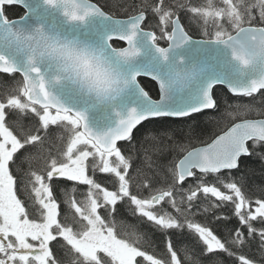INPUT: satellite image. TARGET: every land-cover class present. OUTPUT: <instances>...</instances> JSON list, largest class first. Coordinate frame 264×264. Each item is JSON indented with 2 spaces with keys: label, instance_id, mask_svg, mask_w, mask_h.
<instances>
[{
  "label": "snow or ice",
  "instance_id": "snow-or-ice-1",
  "mask_svg": "<svg viewBox=\"0 0 264 264\" xmlns=\"http://www.w3.org/2000/svg\"><path fill=\"white\" fill-rule=\"evenodd\" d=\"M15 5L26 11L10 19L6 6ZM87 9L89 17L109 25L102 50L127 89L135 87L142 106L126 116L117 112L115 127L95 132L85 111L66 106L50 91L40 66L0 42V74L22 78L0 99V264H65L66 258L70 264H205V259L213 264L218 253L233 264H256L245 249L258 239L264 256V197L247 195L243 176L233 172H239L242 158L264 160V119L247 118L264 115V109L229 105L220 115L228 121L226 130L202 147H186L165 131L172 143L157 151L170 152L171 159L157 160L150 171L133 168L132 133L144 121L216 111L225 90L237 100L256 101L259 94L264 103V0H207L200 6L158 0L151 7L158 18L154 26L143 10L121 19L91 0ZM27 15L25 0H0V35L16 26L27 29ZM138 43L153 51L154 71L131 68L141 54ZM141 77L158 84L159 99L141 86ZM173 95L178 103L167 102ZM55 129L67 134L63 150L53 154L49 148L42 167L33 168ZM149 137L160 138L154 132L145 134ZM120 141L127 143L118 146ZM121 208L160 234L162 255L135 226L118 232L126 223L119 219ZM224 208L230 215L215 214ZM209 213L213 222L236 219L227 239L212 229ZM184 237L195 247L179 245Z\"/></svg>",
  "mask_w": 264,
  "mask_h": 264
},
{
  "label": "trees",
  "instance_id": "trees-1",
  "mask_svg": "<svg viewBox=\"0 0 264 264\" xmlns=\"http://www.w3.org/2000/svg\"><path fill=\"white\" fill-rule=\"evenodd\" d=\"M91 2L98 5L106 13L115 16L116 18H126L128 15L137 14L139 11H145L146 21L148 25L154 26L157 22V17H155L151 12V7L158 2V0H91ZM166 4H171L175 6L176 3H187L190 5H204L207 0H165ZM215 3L219 4V0H214ZM24 14V11L17 6L6 7V15L10 19H17ZM180 16L182 23L186 26L189 24L188 17L185 16L184 11H180ZM192 34L198 35V29L196 25H192ZM163 45V42H161ZM121 46H124L121 43ZM22 79L16 74L14 77H8L7 75L0 74V99L6 97L10 94L17 86V82ZM141 86L145 88L146 91L153 97V99L158 98V90L156 85L147 79H139ZM226 100V104L223 102ZM255 104L256 108L264 109V103L259 102V94H257L256 101L252 98H241L237 100L235 97L227 93L222 94L221 106L216 111H205L203 114H195L193 118H182V119H153L151 121H145L139 125L133 132V145L135 146L132 153L133 156V168H143L145 171H150L151 167L155 166V162L159 160L160 162L166 163L171 159V153L165 152L164 155H160L157 151L158 149L164 148L167 144H171L172 140L164 137L162 133L165 131L170 132L174 139L186 147H200L206 145V143L211 142L216 135H220L226 130L228 126V121L220 119L221 113L229 105L235 106L239 104ZM231 111L232 108H229ZM247 118L250 119H262L264 115H257L255 112L250 114ZM11 119V118H10ZM25 124L29 123V120H24ZM147 132L157 133L160 137L159 139L153 140L151 137L145 138ZM63 136V139L60 138ZM67 139V134L63 132V129H55L53 135L45 140L43 146V151L37 153V158L33 162V168L42 167L43 156L47 154V150L51 148L53 154H58L63 150ZM127 142L120 143L118 146H124ZM261 151H264L262 149ZM236 177L243 176L244 191L247 195L253 199L264 197V160L259 156H250L247 158H242V163L240 165L239 172H233ZM212 177H209L211 180ZM191 182V180L189 181ZM86 190V188H83ZM78 198H81L78 196ZM216 215H230L227 208L218 209L215 213ZM119 219L126 222L118 225V232L123 234L124 232H132L133 227L135 230L141 233H146V239L150 240L152 244L156 246L157 255H162L163 245L161 244L160 234L157 233L148 224L137 222V217L133 216L129 211L121 208ZM203 221L204 217H198ZM210 226L216 232V234L222 239L228 238L229 229L235 228L237 226V221L232 218L227 223H222L219 221L213 222V214L209 213L207 216ZM258 226V225H257ZM177 243L181 246L187 245L190 248L195 247V242L188 237L181 238ZM150 251L152 249H149ZM198 251V249H197ZM247 255L253 259L256 264H264V256L261 255V249L259 247L258 239L253 241L250 246L245 249ZM65 264H70V258L65 259ZM205 264H208L207 259H205ZM213 264H233L232 258L228 257L224 253H218Z\"/></svg>",
  "mask_w": 264,
  "mask_h": 264
},
{
  "label": "clouds",
  "instance_id": "clouds-1",
  "mask_svg": "<svg viewBox=\"0 0 264 264\" xmlns=\"http://www.w3.org/2000/svg\"><path fill=\"white\" fill-rule=\"evenodd\" d=\"M89 0H51L48 5L60 12L67 23L86 26ZM0 42L18 49L30 64L47 66L44 79L49 89L66 85L97 105L112 104L127 90V84L105 52L79 38H67L42 25L31 29L13 28L0 35ZM50 77V78H49ZM51 91V90H50Z\"/></svg>",
  "mask_w": 264,
  "mask_h": 264
},
{
  "label": "water",
  "instance_id": "water-1",
  "mask_svg": "<svg viewBox=\"0 0 264 264\" xmlns=\"http://www.w3.org/2000/svg\"><path fill=\"white\" fill-rule=\"evenodd\" d=\"M25 2L27 4L28 11V15L26 17L27 29H31L37 25H42L46 30L52 31L54 33L58 32L64 37H76L92 44L95 47L101 49L106 48L107 37L110 34V27L105 23L103 18L95 16L89 17L86 26L81 27L78 23H67L65 18L60 14V12L45 4L44 0H25ZM15 6L20 7L25 13L26 9H24L22 6ZM137 46L141 48V54L131 62V68L133 70L139 71H154L156 69L157 60L155 59L154 53L151 48L146 44L142 43H138ZM41 70L43 73L48 72L47 66H43ZM139 79L150 80V78L147 77L138 78V81ZM151 82L156 85L158 90V84L155 81ZM50 90L66 106L77 110L85 111L88 126L93 131L98 133L107 131L109 128L116 126L120 118L116 115L117 112L120 113V116H126L129 109L137 108V110H139L143 103L142 97L138 95L134 86H130L125 91V93L114 103L104 105H97L93 102L86 100L82 96L76 94L72 89H70L66 85H53ZM157 99H159V97ZM167 102L178 103L179 96L173 95ZM138 126L139 125H137V127ZM136 128L133 129V132ZM123 142L124 141L118 142V145Z\"/></svg>",
  "mask_w": 264,
  "mask_h": 264
}]
</instances>
